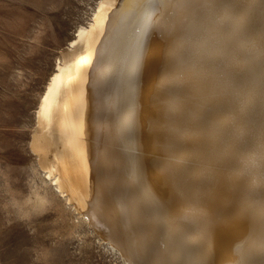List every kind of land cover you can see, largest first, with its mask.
<instances>
[{
	"label": "bare ground",
	"instance_id": "6f19581e",
	"mask_svg": "<svg viewBox=\"0 0 264 264\" xmlns=\"http://www.w3.org/2000/svg\"><path fill=\"white\" fill-rule=\"evenodd\" d=\"M29 1L19 46L48 14ZM67 49L35 112L36 198L129 264H264V0H100Z\"/></svg>",
	"mask_w": 264,
	"mask_h": 264
},
{
	"label": "rangeland",
	"instance_id": "374dc122",
	"mask_svg": "<svg viewBox=\"0 0 264 264\" xmlns=\"http://www.w3.org/2000/svg\"><path fill=\"white\" fill-rule=\"evenodd\" d=\"M39 1V13L48 14L29 20L19 46L14 29L35 7L29 0H0V264H129L63 198H36L44 189L54 192L29 147L38 101L56 60L68 52L69 40L89 23L100 0ZM58 8L65 21L61 40L54 33ZM44 37L53 45H44L48 52L42 57L49 60L39 69L37 45ZM24 103L30 106L26 113Z\"/></svg>",
	"mask_w": 264,
	"mask_h": 264
}]
</instances>
